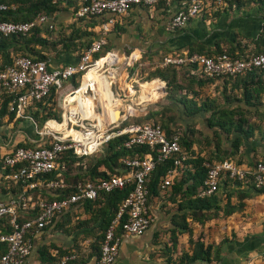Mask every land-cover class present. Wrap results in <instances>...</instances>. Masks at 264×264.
Returning <instances> with one entry per match:
<instances>
[{
	"label": "built area",
	"instance_id": "built-area-1",
	"mask_svg": "<svg viewBox=\"0 0 264 264\" xmlns=\"http://www.w3.org/2000/svg\"><path fill=\"white\" fill-rule=\"evenodd\" d=\"M71 16L74 20L89 18H105L101 24L102 36L93 41L75 65L51 67L44 61H33L30 58L17 56L11 65L0 70V99L3 94L12 96L9 112L20 119L34 123L33 117L27 113L31 106L43 101L53 89L60 96V120L48 119L38 135L41 140L31 147L16 146L5 154L0 161L2 177L13 185L20 184L22 191L8 202H0V220L9 217L12 231L0 234V243L6 251L0 256V264H25L32 250L33 235L42 232L53 224L60 215L71 206L84 201H96L102 193H112L132 186L131 192L120 205L118 212L103 233L97 264H113L117 258L122 236H139L151 223L148 215L147 186L149 177L158 163L172 159L174 167L185 160L180 143V133L167 137L159 125L152 122L135 124L131 122L138 109L133 101L135 92L123 94L113 92L112 79L110 85L113 104L106 106L100 87L92 82L85 84L82 91L90 99V104L80 106V102L71 99L83 86L82 81L75 87L72 77L82 74L83 77L92 70L103 75L106 69L108 76L117 75V64H110L107 58H116L112 54L101 55L106 44L105 35L115 23V18L123 17L138 5L153 6L158 2L171 0H74ZM244 0H186L180 5L177 13L169 19L165 26L168 33L183 29L191 19L198 18L203 12L209 15L225 9L227 6ZM0 10H7L0 4ZM47 27L52 31L55 27L54 17L38 14L28 22H0V36L28 35L36 27ZM102 62V65L98 64ZM197 66L207 78L233 77L252 70H264V53L250 55L245 58L230 59L221 54L215 58L200 54H183L167 56L161 67ZM69 82L68 90L64 85ZM140 87V85H138ZM119 91V90H118ZM163 90H160L163 93ZM120 92V91H119ZM133 96V97H132ZM119 118L115 119L116 111ZM125 122H129L123 126ZM131 122V123H130ZM58 123L63 128L53 129L49 124ZM128 135L124 142L126 149L146 147L149 154L145 158L137 156L123 158L121 163L129 169L125 174L111 176L97 182H79L73 186L74 192L59 200L39 199L34 204L32 192L44 187L51 191H64L70 186L64 181L65 169L59 163L65 152L72 151L76 158H87L102 152L104 146L115 138ZM206 175L204 188L199 198L210 197L217 192L220 180L228 177L232 180L244 181L249 175L253 177L254 188L264 192V163H258L254 171L239 168L229 161L205 164ZM176 175L175 168L168 171L161 180L162 191L169 189ZM36 208L35 216L29 220L19 221L21 212L27 213ZM120 231V233H118Z\"/></svg>",
	"mask_w": 264,
	"mask_h": 264
},
{
	"label": "trees",
	"instance_id": "trees-1",
	"mask_svg": "<svg viewBox=\"0 0 264 264\" xmlns=\"http://www.w3.org/2000/svg\"><path fill=\"white\" fill-rule=\"evenodd\" d=\"M186 0H171L169 2H158L153 6L138 5L134 6L128 13L137 8L146 12L163 10L160 15H167L169 6L175 5L176 10L172 17L180 9V5ZM248 0L237 2L238 5L247 3ZM0 4L5 5L7 10H0V22H28L38 14H45L54 17L55 27L49 31L47 27H36L28 35H12L8 37L0 36V70L5 66L11 65L13 59L17 56L30 58L33 61L48 62L50 58H58L62 55L75 56V62L78 63L79 58L88 49L98 36L93 31L95 27L101 28V24L105 18H89L84 20H74L71 16L69 23L64 22L67 15H71L72 8L75 7L74 0H0ZM214 15V13L212 14ZM163 28V27H162ZM161 28V30H163ZM120 26L116 23L113 27V33L118 32ZM183 29L177 30V32ZM165 31V30H164ZM110 33V32H109ZM112 33V32H111ZM169 34H174L171 32ZM108 35V34H107ZM107 35L105 37L106 44L101 55L110 52ZM215 45L212 52H204L189 50L187 54H200L206 57L215 58L218 55L225 54L230 59L245 58L250 55H259L264 53V28L258 38L252 43L243 44L241 40L230 43V46ZM183 54H168L164 50L156 52L148 51L145 54L147 60L157 56L161 61L167 56H182ZM138 57L136 54L129 60ZM110 64H117L118 58H107ZM128 73V72H126ZM150 81L152 79H160L165 82V96L170 104L177 108L178 116L176 118L180 122L176 124L175 118L168 116L170 110L162 107L158 110L152 109L144 111L142 116H133L131 122L141 124L143 122H152L159 125L167 137H171L175 133H180V146L185 153V160L180 166L174 167L173 160L169 159L162 163H158L149 177L147 186V204L151 197L165 194L168 190L182 192L187 197L188 202L178 209L189 208L193 218L197 217L199 212L208 213L200 215L197 219L202 223L208 218L216 215L221 209L217 193L228 187L249 188L254 189L253 177L249 175L244 181L229 179L228 177L220 180L217 192L210 197L199 198L198 194L203 190L204 179L206 175L205 164L214 162L229 161L236 166L243 162L242 159H249L250 153L256 154L257 150L264 153V126H261L264 120V70H252L241 75L233 77L207 78L197 68V66L185 65L181 67L169 66L165 69L156 68L150 73ZM83 75H75L71 79V83L77 87ZM148 80V81H149ZM140 91L143 88H151L155 91L157 101L161 96L160 89L162 85L157 81L141 83ZM215 90H222L221 101L217 97L212 96V92H204L205 87L212 86ZM12 96L3 94L0 99V119L4 116L15 115L9 112V104ZM57 94L52 89L50 95L43 101L31 106L30 109L38 107L43 109L44 114L39 121L42 124L48 119L60 120V113L56 110ZM29 109V110H30ZM254 118L255 122L251 121ZM196 120H200L203 125V131H200V138L195 139V131L192 125L196 124ZM38 123V120L35 119ZM130 122V123H131ZM175 123V124H173ZM39 124V123H38ZM129 122H125L126 126ZM200 124V123H199ZM180 126H183L182 129ZM128 139V135H124L110 140L102 149V155L87 165L88 159L94 158H76L72 151L65 152L60 158L59 163L65 165L62 177L70 188L64 191H51L44 187L37 188L32 192L34 204L39 199L48 201L59 200L74 192L73 186L79 182H97L98 180L107 179L111 176L125 174L129 171L121 160L123 158H145L149 154L146 147H133L126 149L124 142ZM197 146V150H193V145ZM205 144L210 147V151H206L201 145ZM32 145L21 144L18 147H31ZM262 160H254L249 168H242L253 172L258 163H264V154ZM260 154V156H262ZM255 156V155H254ZM250 159H260L257 156ZM77 169H84L83 174L75 173ZM176 175L172 179V185L169 189L162 191L160 188L161 180L168 171L174 169ZM5 189L18 193L22 191L20 184L13 185L12 182L4 180ZM190 183V184H188ZM12 187H14L12 189ZM132 186H126L123 190L114 191L112 193H102L96 201H84L73 205L64 214L60 215L57 220L66 219V215L74 212L75 209L83 207L85 212H90L92 216H99L103 219L100 226L101 231L106 230L110 222L114 219L118 209L124 199L131 192ZM185 190V191H184ZM229 211H225L227 215L236 208L231 207ZM36 208L31 209L27 213L19 214V221L29 220L35 216ZM70 218V216L68 217ZM83 225V223L81 224ZM186 229V225L182 226ZM12 228L9 224V217L0 220V234H9ZM120 233V231H118ZM103 237V234H102ZM102 237L100 243L102 241ZM6 251V246L0 243V256ZM100 253V247H99ZM44 253H42V256Z\"/></svg>",
	"mask_w": 264,
	"mask_h": 264
},
{
	"label": "crops",
	"instance_id": "crops-1",
	"mask_svg": "<svg viewBox=\"0 0 264 264\" xmlns=\"http://www.w3.org/2000/svg\"><path fill=\"white\" fill-rule=\"evenodd\" d=\"M175 10L176 6L170 5L167 15L163 16L160 15L163 10H152L148 15L137 8L123 17L115 18L114 25L117 23L120 30L113 33V25L106 35L110 52L119 60L117 75L127 67L128 73H124L128 79L135 71L134 65L148 51L154 53L162 49L168 54H186L189 50L212 52L218 42L226 47L236 40L250 45L264 28V0H248L240 5L235 3L214 15L203 12L198 18L191 19L182 31L169 34L165 26ZM63 19L69 23L71 15ZM93 31L96 32L97 39L102 36L100 26ZM135 54L138 57L129 63ZM73 62L75 56L72 54L70 57L62 55L50 58L47 63L51 67H59L72 65ZM161 63L153 71L156 68L165 69L161 67ZM99 64L101 66L102 62ZM117 75L110 78L99 76L112 80ZM155 80L162 85L160 90L164 87L163 93H160L166 95L165 82L158 78L151 82ZM113 84L115 94L138 91ZM203 91L214 92L215 87L208 86ZM212 96L214 97L213 94ZM58 100L57 98L56 110L60 113L61 105ZM104 100L109 101L108 107L113 104L110 95ZM133 101L138 109L143 110L139 113H144L149 108L144 104L155 103L157 96L154 90L147 87L140 91L139 101L134 97ZM168 104V115L178 116L176 106ZM158 109L160 108H155ZM27 113L33 117L34 123L15 115L0 119V161L16 146L33 145L41 140L38 135L41 127L38 123L44 114L43 109L36 107ZM116 114L114 118L118 119L119 112ZM174 120L176 124L180 123L177 118ZM192 149L197 150V146L194 144ZM260 154L264 153L260 150L256 154L250 153L247 156L249 159H242L243 162L238 167H251L254 160H262L263 155ZM256 156L260 159H250ZM19 193L20 191L13 193L5 189L0 169V202L6 203ZM217 196L221 209L202 223L197 217L208 213L195 212L198 214L193 218L194 211L189 208L178 209L180 204L184 206L188 202L182 192L168 190L165 194L151 197L148 201V215L151 219L149 227L139 236L121 237L118 255L113 264H264V192L255 188L237 189L231 186L226 190L222 189ZM231 207L236 209L225 215L224 212ZM69 216L66 215V219L57 220L42 232L33 235L32 250L25 264H97L103 219L85 212L83 207L75 209ZM183 225L187 228L183 229Z\"/></svg>",
	"mask_w": 264,
	"mask_h": 264
},
{
	"label": "rangeland",
	"instance_id": "rangeland-1",
	"mask_svg": "<svg viewBox=\"0 0 264 264\" xmlns=\"http://www.w3.org/2000/svg\"><path fill=\"white\" fill-rule=\"evenodd\" d=\"M160 63H161V59L160 58L154 57V58H151V60H147L146 57H142V59L140 58V61L134 65L133 68L135 69V71L133 72V75H131L128 79L125 78V80L128 81V83L130 84L132 90H138L135 93V95H134V98H137V101H139V96H140V89H139V86L138 85L141 84V83H145V82H151L149 80L150 79V76L149 75H150V73H152V71L154 70V68L157 67ZM118 66L119 65L117 64V67ZM126 68L124 70H122L121 73L120 72L118 73L117 77L114 79L113 82L111 80V82H112V88H113V85H114L113 83H115L117 87L119 86V87L123 88V86L121 85V83L119 81V77L121 75H124L127 72L126 71ZM124 71H125V73H124ZM102 73H104L103 75H105V76L108 77V73L106 72V69H103ZM81 81L82 80H80V82ZM68 87H69V82L64 85V88H63L64 91H61V92H65L68 89ZM221 92H222L221 89L215 90L214 92H212V94H214L217 97V100L218 101H221V95H222ZM58 99H60V96H58ZM58 101H60V100H58ZM168 103H170V102L168 101V99L166 98V96L163 95V94H161L160 98L155 103H151V102L150 103L149 102L147 103L146 102L144 105H148L149 109L152 110V109H155V108L157 109V108L166 107V105H169ZM134 115L135 116H142V113H139V111H136V113ZM168 116H170V117L172 116V117L176 118V115H170L169 114ZM254 120L255 119L252 117L251 118V121L252 122H255ZM203 125L204 124L202 122H200V120H196V124L192 125V127H193V129L195 131V134H194L195 135L194 136L195 139H199L200 138L199 132L200 131H203ZM38 126L41 127V123H39ZM261 126H264V120H263ZM180 127L182 129H184L183 126H180ZM201 146H203L206 151H210V149H211L210 147H206L205 144H203ZM101 155H102V152L96 154L94 158L88 159V161L86 162V164L89 165L92 162V160L100 157ZM74 169H75V173L83 174L85 172L84 169L83 170L77 169V166Z\"/></svg>",
	"mask_w": 264,
	"mask_h": 264
},
{
	"label": "bare ground",
	"instance_id": "bare-ground-1",
	"mask_svg": "<svg viewBox=\"0 0 264 264\" xmlns=\"http://www.w3.org/2000/svg\"><path fill=\"white\" fill-rule=\"evenodd\" d=\"M100 66V64H98ZM97 71L98 70H92V71H89L84 77H83V86L81 88V90L78 92V93H74L72 96H71V99L73 98L74 100H77L80 102V106H86L88 104H90V99L86 96V95H83L82 94V91L84 89V86L85 84H89L92 82V86H94V84L96 83L101 91H102V94H103V101H104V104L107 106L108 105V102L104 100V98L107 96V95H110L111 97V91H110V85H111V80L110 79H105V78H102L100 77L98 74H97ZM110 77H113V76H110ZM108 76V78H110ZM126 78V74L124 75H121L119 77V81L121 83V85L124 87V88H127L129 90H131V86L130 84L128 83V81L125 80ZM87 97V99H86ZM112 99V98H111ZM116 114V113H115ZM118 115V114H116ZM114 115V117L116 116ZM53 129L55 130H61L63 128V126H61L60 124L58 123H50L49 124Z\"/></svg>",
	"mask_w": 264,
	"mask_h": 264
},
{
	"label": "water",
	"instance_id": "water-1",
	"mask_svg": "<svg viewBox=\"0 0 264 264\" xmlns=\"http://www.w3.org/2000/svg\"><path fill=\"white\" fill-rule=\"evenodd\" d=\"M125 57H127V55H125ZM116 112H119V111L117 110ZM116 112H115V113H116Z\"/></svg>",
	"mask_w": 264,
	"mask_h": 264
}]
</instances>
